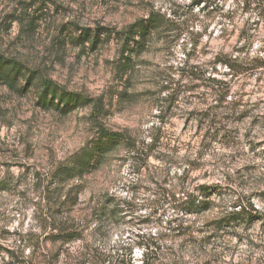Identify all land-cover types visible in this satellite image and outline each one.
Listing matches in <instances>:
<instances>
[{
	"label": "rangeland",
	"instance_id": "1",
	"mask_svg": "<svg viewBox=\"0 0 264 264\" xmlns=\"http://www.w3.org/2000/svg\"><path fill=\"white\" fill-rule=\"evenodd\" d=\"M151 12L160 30L126 72L115 36L74 40ZM0 53L35 72L0 84V264H264V0H0ZM43 77L92 103L42 108ZM98 123L130 144L57 184ZM192 194L210 208L186 213ZM240 206L251 220L222 219Z\"/></svg>",
	"mask_w": 264,
	"mask_h": 264
},
{
	"label": "trees",
	"instance_id": "2",
	"mask_svg": "<svg viewBox=\"0 0 264 264\" xmlns=\"http://www.w3.org/2000/svg\"><path fill=\"white\" fill-rule=\"evenodd\" d=\"M160 22L159 15L151 12L147 17L134 21L120 31L112 32L109 28H102L101 31L97 27L91 32L89 28H83L74 40L80 44H84L86 41L90 42V46L93 49L100 40L108 39L112 35L115 36L120 47L117 68L121 72H126L131 56L139 54L146 47L150 38L158 33L161 26ZM21 79L24 80L22 89H26L35 80V72L30 71L20 61L0 53V84L13 87ZM39 84L41 87L37 103L46 110L54 109L66 114L93 101L90 97H85L78 92L66 91L49 78L43 77L40 79ZM97 127V135L93 137L88 147L81 149L70 160L60 163L55 168L52 175L56 179L57 184H62L72 179H80L90 174L102 165L103 158L116 145L121 142L130 144L129 136L124 132L110 130L101 123H98ZM198 190L199 195L204 198L210 195L209 186L201 185ZM209 204L208 200L198 199L195 194L189 195L184 202L186 213L206 210L210 208ZM104 210L105 205H101L95 211H91L88 223L94 224V227L100 226L106 214ZM245 211L240 206L238 210L229 212L222 219L226 221L228 219L240 221L245 218L251 220L253 215L247 214ZM81 236L82 229H79V227L63 226L59 228L55 238L62 242H68Z\"/></svg>",
	"mask_w": 264,
	"mask_h": 264
}]
</instances>
